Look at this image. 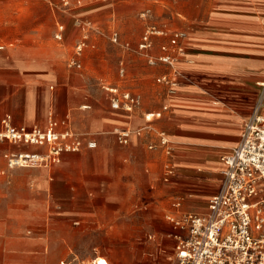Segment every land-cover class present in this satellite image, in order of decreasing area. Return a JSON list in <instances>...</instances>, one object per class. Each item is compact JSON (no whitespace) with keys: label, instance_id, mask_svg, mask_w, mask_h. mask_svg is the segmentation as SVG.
Masks as SVG:
<instances>
[{"label":"crops","instance_id":"0c3cea01","mask_svg":"<svg viewBox=\"0 0 264 264\" xmlns=\"http://www.w3.org/2000/svg\"><path fill=\"white\" fill-rule=\"evenodd\" d=\"M72 1L88 25L54 14L52 2L0 0V130L6 116L14 125L46 127L52 114L60 129L97 142L64 151L50 167L14 169L5 153L44 148L0 142V264H60L72 256L73 235L108 231L116 218L138 227L143 217L164 213L172 231L167 214H207L223 179V156L239 142L262 90L264 0H134L132 10H151L142 19L146 27L186 36L184 54L171 67L150 64L137 37L113 31L126 64L120 74L127 75L109 84L140 95L132 111L97 102L108 90V69L98 78L66 61L74 42L89 44L99 35L93 25L108 21L101 13L111 0ZM59 22L66 25L61 38ZM24 23L35 27L24 31ZM168 35L154 36L150 55H160L164 44L175 51ZM160 77L177 79L173 92ZM120 128L131 129L126 143L118 139ZM158 223L151 221L152 232H162Z\"/></svg>","mask_w":264,"mask_h":264},{"label":"built area","instance_id":"2783aa9c","mask_svg":"<svg viewBox=\"0 0 264 264\" xmlns=\"http://www.w3.org/2000/svg\"><path fill=\"white\" fill-rule=\"evenodd\" d=\"M65 8L73 6L72 0H62ZM151 10L141 13V18L149 19ZM81 18V19H80ZM75 23L79 26L88 25L82 16ZM64 26H60L57 38L62 37ZM168 35L155 24H148L138 43V49L144 53L152 65L164 63L177 67L184 54L180 40L186 36L184 31L170 33V45L175 51L170 52L167 44L161 46L162 53L150 55L154 36ZM115 32L113 40L118 41ZM85 40L76 45V54H81ZM192 62V59L188 60ZM73 65L80 66L76 61ZM172 86V92L178 85L177 79L158 78ZM262 87L255 110L245 123L239 142L231 152L223 156L226 168L218 191L209 203V212L205 215L184 214L168 215L173 237L176 240V258L172 264H264V80L259 82ZM111 92L113 109L132 111L140 104V95L128 91H120L117 87H108ZM0 142L35 145L44 150L5 153L4 157L9 168L18 167H50L59 160L64 151H79L85 145L82 137L70 129H60L59 121L51 114L46 127L14 125L11 116L2 120ZM122 143L128 142L130 128L116 131ZM162 141L167 138L162 136ZM87 147L95 148L97 142L90 139ZM0 168V174H3ZM73 261L63 260L60 264H72ZM88 264H110L105 256H95Z\"/></svg>","mask_w":264,"mask_h":264},{"label":"rangeland","instance_id":"374dc122","mask_svg":"<svg viewBox=\"0 0 264 264\" xmlns=\"http://www.w3.org/2000/svg\"><path fill=\"white\" fill-rule=\"evenodd\" d=\"M52 2L53 13L56 15L67 14L72 17L75 23L76 19L81 17L73 7L65 8L62 5V0H36ZM108 1V0H107ZM134 0H111L106 4L108 7L106 11L101 14H109L108 21L104 25H93L95 33L99 34L93 40L92 43L85 44L81 54H77L75 57V46L80 43L76 41L70 47L72 53L66 58V61L73 65L75 61L81 65V69H90L94 71V75L100 78L106 76L105 72L108 69L110 80L105 81L108 84L105 86L112 87L109 83H114L115 80L124 79L127 75L120 74L121 67H126V64L121 65V57L117 54V49L120 47L112 40L113 31H118L120 35L126 34L129 39L138 38L140 40L143 32L146 29V24L141 13L149 7H142L138 10H132L130 5ZM113 2V4H111ZM82 3H84L82 1ZM32 12L36 13L37 17L44 18V9L36 8L32 9ZM152 17V13L150 15ZM81 19V18H80ZM83 19V17H82ZM86 19V18H84ZM137 21H143L144 26ZM63 25L59 22L57 28ZM65 29H66V25ZM32 27L30 23H24L22 30L29 31ZM137 29V31H136ZM57 30V29H56ZM56 31L54 32V34ZM101 33V34H100ZM133 37V38H132ZM64 38V37H63ZM131 41V40H130ZM114 43V44H113ZM3 43L0 42V45ZM74 53V56H71ZM98 81H101L100 79ZM104 94H100L97 97V102H107L111 107V94L105 91ZM89 139V138H88ZM87 140V139H86ZM85 140V141H86ZM86 144V142H85ZM54 165V164H52ZM145 211V210H144ZM164 213H160V216L156 219L152 216L143 217L138 227H130L131 218H116L110 225L112 228L108 231L94 230L87 228L80 233L73 235L75 241V248L72 251V256L69 261H73L72 264H88L90 260L99 254H106L111 259V264H172L176 258L175 244L176 240L171 235L173 231L166 223ZM169 215V214H167ZM159 221L158 227L162 232H152L151 221ZM88 223H86L87 225ZM125 225H127L125 227ZM103 229V228H101Z\"/></svg>","mask_w":264,"mask_h":264}]
</instances>
